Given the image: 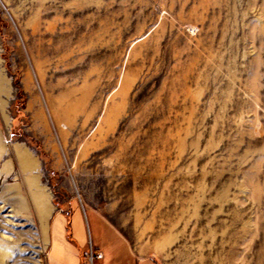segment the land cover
<instances>
[{
	"label": "rangeland",
	"instance_id": "obj_1",
	"mask_svg": "<svg viewBox=\"0 0 264 264\" xmlns=\"http://www.w3.org/2000/svg\"><path fill=\"white\" fill-rule=\"evenodd\" d=\"M0 141V264L75 207L160 264H264V0H0Z\"/></svg>",
	"mask_w": 264,
	"mask_h": 264
},
{
	"label": "crops",
	"instance_id": "obj_2",
	"mask_svg": "<svg viewBox=\"0 0 264 264\" xmlns=\"http://www.w3.org/2000/svg\"><path fill=\"white\" fill-rule=\"evenodd\" d=\"M53 212L49 221L47 264H84V255L90 247L103 254V258L98 259L99 264H160L154 258L135 256L127 243L110 228L99 211L75 207L68 213L64 211L58 213L55 218ZM89 212L94 218L102 219L106 228L111 230L110 243L102 245L98 240V244L95 245L93 239L90 242L87 234Z\"/></svg>",
	"mask_w": 264,
	"mask_h": 264
},
{
	"label": "bare ground",
	"instance_id": "obj_3",
	"mask_svg": "<svg viewBox=\"0 0 264 264\" xmlns=\"http://www.w3.org/2000/svg\"><path fill=\"white\" fill-rule=\"evenodd\" d=\"M17 144V143H16ZM14 144V145H16ZM23 150V149H22ZM4 151V146L0 141V157L2 156ZM17 153V152H16ZM17 157L18 160L20 162V167L22 168V170L26 171V170H30L33 169L34 167V163H35V158L32 157V155L30 153L27 152L26 149H24L23 151L19 150L17 153ZM30 185H33L34 182L36 183L37 179L35 180H29ZM37 186V185H36ZM32 187V186H31ZM30 188V187H29ZM31 189V188H30ZM35 189V188H34ZM39 189V188H38ZM48 194V193H47ZM32 195V194H31ZM48 197L45 193V191L40 190L38 192L35 193L34 197H33V202H34V207L37 209V211H40V213H47L50 209V205L48 202ZM32 200V199H31ZM42 215V214H41ZM43 218V217H42ZM46 221V220H45ZM43 224V222L41 223ZM45 224V223H44ZM46 227V226H45ZM44 227V228H45ZM45 231V230H44ZM44 233V232H43Z\"/></svg>",
	"mask_w": 264,
	"mask_h": 264
},
{
	"label": "built area",
	"instance_id": "obj_4",
	"mask_svg": "<svg viewBox=\"0 0 264 264\" xmlns=\"http://www.w3.org/2000/svg\"><path fill=\"white\" fill-rule=\"evenodd\" d=\"M89 253H87L86 264H94L95 260L102 259L103 254L101 252L96 251L92 247L89 249Z\"/></svg>",
	"mask_w": 264,
	"mask_h": 264
}]
</instances>
